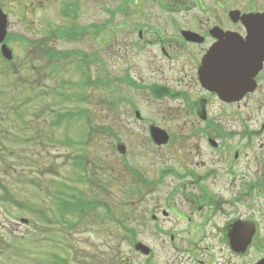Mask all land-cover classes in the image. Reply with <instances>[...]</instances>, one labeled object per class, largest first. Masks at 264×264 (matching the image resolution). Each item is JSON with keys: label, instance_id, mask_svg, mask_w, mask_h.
<instances>
[{"label": "flooded vegetation", "instance_id": "obj_1", "mask_svg": "<svg viewBox=\"0 0 264 264\" xmlns=\"http://www.w3.org/2000/svg\"><path fill=\"white\" fill-rule=\"evenodd\" d=\"M147 2L159 13L158 25L145 22L137 27L133 56L147 61L151 74L138 80L129 62L113 81L142 92L157 108L158 116H143L130 100H123L143 135L141 147L153 158L149 160L156 165V175L147 180L124 164L121 173L130 180L111 181L103 190V196L113 193V204L124 205L126 222L119 230L132 238L133 249L142 245L141 252H131L139 260L128 254L120 262L262 264L264 53L254 57L248 24L264 18V0ZM146 7L139 6L142 11ZM56 39L46 37L40 44ZM119 44L116 51L123 53ZM41 50L50 49L34 47L33 53ZM228 50L241 52L242 59H228ZM203 61H208L212 75L235 76L236 84L230 87L237 95L219 97L202 86ZM156 130L167 135L165 143L151 138ZM111 136L114 153L122 146L123 156L133 155L116 132Z\"/></svg>", "mask_w": 264, "mask_h": 264}, {"label": "rangeland", "instance_id": "obj_2", "mask_svg": "<svg viewBox=\"0 0 264 264\" xmlns=\"http://www.w3.org/2000/svg\"><path fill=\"white\" fill-rule=\"evenodd\" d=\"M122 1L78 0L76 25L85 34L78 40H51L54 45L49 41L43 43L44 49L47 46L54 53L71 54L70 57L64 54V62L57 61L54 65L35 55L29 42L46 40L51 32L71 27L72 19L65 17L63 10L74 0H0V9L9 22L5 44L13 55L10 64L0 59V194L1 187L6 186L11 195L8 199L16 202L0 200V264H61L54 260L55 255L65 259L66 264H114L115 261L122 264L120 260L132 254L119 223L106 219L101 208H96L88 220L79 222L73 229L55 222L60 215L55 200H67V196L56 193L54 182L85 192L92 201L108 205L115 219L126 222L124 205L120 201L113 204V193L103 196L98 188L91 190L83 184L87 176L79 179L78 169L71 165L72 157L80 154L76 143L86 141L81 150L90 177L96 180L104 163L101 182L106 187L111 181L126 178L128 174L121 173L125 163L147 180L156 175V165L149 160L153 158L146 156L147 151L143 152L141 147L139 138L143 135L130 120L129 106L123 100H130L143 116H158L157 108L145 101L142 92L113 79L123 75L124 65L129 62L135 66V78L145 81L150 76L147 61L133 56L134 42L137 27L145 22L157 23L159 13L150 10L152 7L149 2L144 3L146 0H138L137 7L132 6L136 0H126L124 4ZM140 5L147 7L142 11ZM100 26H104L101 31L97 30ZM113 29L117 30L115 35ZM116 42H120L123 53L128 55H119L123 53L116 51L119 47ZM76 52L87 55L86 74L93 82L91 87L81 86L83 77ZM127 56L132 59L127 60ZM13 73H19V78L33 87L28 99ZM15 106L17 112L12 111ZM66 110L85 111L92 127L87 138L88 129L83 120L52 125L55 113ZM112 132L133 150V155L123 158L114 153ZM67 140L75 143L73 148L62 143ZM76 190L71 191L77 194ZM21 204L41 211L49 221L23 209ZM55 214L57 218H53ZM20 219L27 223H20Z\"/></svg>", "mask_w": 264, "mask_h": 264}, {"label": "trees", "instance_id": "obj_3", "mask_svg": "<svg viewBox=\"0 0 264 264\" xmlns=\"http://www.w3.org/2000/svg\"><path fill=\"white\" fill-rule=\"evenodd\" d=\"M77 5H78V0H74L73 4H66V6L63 10L65 17L68 18L71 14L73 15L72 26L68 27L67 29L59 30L57 32L53 31V32H51L50 37H52V38L55 37L57 39H68V40H78L81 37V35L85 32V30L81 29L80 27H78L76 25L77 24L76 23L77 12L75 13V11H72V6L77 7ZM103 27L104 26H100L99 28H97V30L101 31L104 29ZM94 33L96 34V29H95ZM97 33H98V31H97ZM112 34L113 35L116 34V30L113 29ZM36 45L42 46L43 44H40L39 41L29 42V47L32 50H34V47ZM41 51L36 52L35 55H37L41 59H47L48 63H50V64L57 63V61H59L60 63L64 62L66 55H67V57L71 56V54H67V53H64L66 55H64L61 52L60 53H54L53 50H47V51L41 50ZM75 55L80 58V66L78 69H79V73L83 77V82L81 83V86L83 88L93 86V82L90 80V78L86 74V69H88V67H87V63H88L87 55L81 54L80 52H76ZM26 72H28V70ZM19 73L18 74L13 73V76H16L19 78V76H18ZM19 79H17V83H19L18 85L20 87L25 88L26 97L28 99L33 87L31 88L29 86L30 84L28 85L27 83H24V80H21V79L19 80ZM26 84L28 86H25ZM13 91H15V90H13ZM58 95L63 97V94H61V93H59ZM17 110H18L17 106L12 108V111H14V112H17ZM19 116H20V114H19ZM54 118L55 119L52 122V125H60L62 122L65 123V122L74 121V120H76V121L83 120L85 122L86 127H87L89 132L91 131V128H92L91 123L88 121L87 115H86L84 110H80V111L79 110H76V111L66 110L64 112H58V113H55ZM42 125H43V123H42ZM36 129H38V128H36ZM39 136H40V132H39ZM62 143L65 144L69 148H73V146L75 145V143L70 141V140L64 141ZM76 144H77V146H79L78 149H82L85 146V142H82V141L79 143H76ZM71 165L74 168L78 169V171L80 173L79 179H82L83 177L87 176L85 180L82 179V180H84L83 184L86 187L89 186L91 188V190H94V188H96V189L98 188V191H100V192H103L104 189L109 188V186L108 187L105 186L104 182L103 183L101 182V176L105 173L102 170L104 163L102 164L101 172L98 175H96V180L93 179V177H90L89 174L87 173V167H86V163H85V155L83 154V152H80V154L72 157ZM74 172H75V170L72 173L74 174ZM93 173L94 172H92V174ZM108 182H110V181H108ZM54 185L56 188V193H58L60 195L67 196V200L66 199H60V198H58V202H57V200H55L56 201L55 206L57 208V212L58 213L60 212V215L58 214V220H56L55 222H57L59 225L62 224L63 227H66L68 229H71V228L73 229L74 227H76L78 225L79 222L88 220L91 216V213L96 208H101L104 210V217L106 219H108V220L112 219V217H113L111 214L112 212L110 211V208L108 205L102 204L100 202L92 201L91 200L92 198L89 199V197L85 194V192L76 190L74 187H71V186L66 185L64 183L57 184L56 182H54ZM109 185H110V183H109ZM1 190H2V193L0 194V200L1 201L16 203L13 199L12 200L8 199V198H10L9 197L10 194L8 193V189L6 186H2ZM71 190H76L77 194H73V192ZM52 198H53V196H52ZM94 198H95V196H94ZM7 199H8V201H7ZM21 206L23 207V209L34 212L35 215H41V217L43 219L49 221L47 216L44 213H42L41 211L33 210L29 205L21 204ZM54 217L57 218L56 214L53 216V218ZM58 245H62V244L58 243ZM53 258L58 263L66 264L65 263L66 260L63 258H60L57 255L53 256Z\"/></svg>", "mask_w": 264, "mask_h": 264}, {"label": "water", "instance_id": "obj_4", "mask_svg": "<svg viewBox=\"0 0 264 264\" xmlns=\"http://www.w3.org/2000/svg\"><path fill=\"white\" fill-rule=\"evenodd\" d=\"M7 16L1 11L0 9V45L1 46V54L3 58L7 61H10L12 59V55L10 50L3 44L4 39L7 34ZM248 40L249 45L254 47V57L258 56L260 53H264V18L260 19L254 24H248ZM241 46V45H237ZM253 52V49H250L248 51V54H251ZM227 58L232 60H241L242 55L239 51H227ZM264 59V58H263ZM208 61H205L203 63V67L201 69V75H200V81L203 86L208 88L209 90L218 93L219 95H237L236 90L232 89L230 86L231 84H236V78L233 77H224V76H215L212 75L208 70ZM152 137L158 142V143H165L167 141V138L165 134L161 131H154L152 132ZM118 150L122 153L123 149L118 147ZM23 223H26V221H22ZM140 246H138L136 249H139ZM264 264V261L263 263Z\"/></svg>", "mask_w": 264, "mask_h": 264}]
</instances>
